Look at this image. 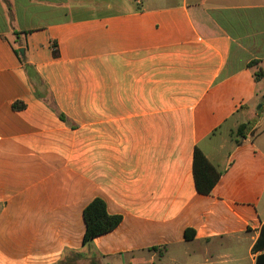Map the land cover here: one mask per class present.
Listing matches in <instances>:
<instances>
[{
	"label": "crops",
	"instance_id": "1",
	"mask_svg": "<svg viewBox=\"0 0 264 264\" xmlns=\"http://www.w3.org/2000/svg\"><path fill=\"white\" fill-rule=\"evenodd\" d=\"M259 69L264 0H0V264H255ZM196 148L222 174L208 196ZM96 198L123 221L85 245Z\"/></svg>",
	"mask_w": 264,
	"mask_h": 264
},
{
	"label": "trees",
	"instance_id": "2",
	"mask_svg": "<svg viewBox=\"0 0 264 264\" xmlns=\"http://www.w3.org/2000/svg\"><path fill=\"white\" fill-rule=\"evenodd\" d=\"M53 55L59 57L58 46L53 43ZM17 55L25 72L27 74L29 83L33 88V92L38 99H45L47 103L53 104V97L46 81L36 71L35 67L32 66L27 58L21 57L18 50ZM258 62L254 61L249 65L250 68L257 65ZM257 81L264 77V69H259L254 73ZM51 97H48V96ZM26 108L25 103L15 102L13 109L15 111H21ZM61 120L65 121V116L59 114ZM244 126H241L238 133L241 135ZM193 173L195 179V187L198 193L208 196L212 193L213 189L221 179L222 174L210 163L206 156L196 148L194 153ZM83 218L86 225V232L84 235V244L91 243L95 238L108 234L115 230L123 221V217L120 215H110L107 210V204L100 198L94 199L83 212ZM187 239L194 238V232H185ZM252 252L257 255L255 264H264V224L261 227L260 235L256 240Z\"/></svg>",
	"mask_w": 264,
	"mask_h": 264
},
{
	"label": "water",
	"instance_id": "3",
	"mask_svg": "<svg viewBox=\"0 0 264 264\" xmlns=\"http://www.w3.org/2000/svg\"><path fill=\"white\" fill-rule=\"evenodd\" d=\"M18 52H19V54H20L21 57H24L25 56V49L24 48H20L18 50Z\"/></svg>",
	"mask_w": 264,
	"mask_h": 264
},
{
	"label": "rangeland",
	"instance_id": "4",
	"mask_svg": "<svg viewBox=\"0 0 264 264\" xmlns=\"http://www.w3.org/2000/svg\"><path fill=\"white\" fill-rule=\"evenodd\" d=\"M116 8L124 9L125 7H124V5L121 4V5H117ZM15 47H19V44H16ZM48 97H51V96L49 95Z\"/></svg>",
	"mask_w": 264,
	"mask_h": 264
}]
</instances>
